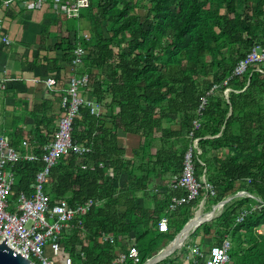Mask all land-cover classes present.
<instances>
[{"label": "trees", "instance_id": "16d2710c", "mask_svg": "<svg viewBox=\"0 0 264 264\" xmlns=\"http://www.w3.org/2000/svg\"><path fill=\"white\" fill-rule=\"evenodd\" d=\"M81 18L89 22L87 34L63 40L67 46L59 49L70 64L77 48L85 50L75 66L77 76L90 78L82 93L104 103L105 112L97 117L80 108L73 140L91 152L61 157L47 179L52 204L62 199L74 207L88 200L97 203L87 215L85 231L75 230L64 240V253L74 264H108L134 243L145 264L173 242L180 233L176 225H183L193 207L169 215L175 230L161 233L158 223L168 214L174 193L150 195L164 176L182 173L187 150L200 138L196 178L205 176L217 191L216 197L202 192L201 200L207 198L209 210L231 200L190 238L195 241L202 234L217 247L229 236L234 264H264V74L250 71L231 78L229 99L223 94L226 87L210 96L201 128L190 136L202 98L233 75L252 47H264V0H99ZM68 20L69 29L76 30L79 20ZM49 106L44 101L36 112L47 117ZM55 119L42 120L46 130L36 127L30 147L39 158L51 132L58 130ZM121 131L141 139L132 158L120 144ZM22 142L23 131L18 130L11 145L18 148ZM44 167L41 159L13 166L11 200L22 192L32 195ZM242 189L252 197L238 196ZM244 210L250 213L237 223ZM102 232L115 235L117 243L102 246ZM78 245L85 258L77 254ZM191 245L185 243L183 254Z\"/></svg>", "mask_w": 264, "mask_h": 264}, {"label": "built area", "instance_id": "2783aa9c", "mask_svg": "<svg viewBox=\"0 0 264 264\" xmlns=\"http://www.w3.org/2000/svg\"><path fill=\"white\" fill-rule=\"evenodd\" d=\"M18 1L25 0H5L4 6L9 7L13 2ZM27 3H29V9L32 8L35 11L41 10L48 3V0H28ZM53 3L56 12L63 14L68 19H79L82 11L92 5L91 0H53ZM4 32L5 25L0 19V33ZM85 36L87 37V35ZM2 42L5 46L11 44L7 35L3 36ZM74 54L75 58L72 60V65L78 66L82 63V58L86 52L82 48H77ZM250 71L264 74V47L260 45L252 47L246 57L238 62L230 78L225 80L222 85H214L207 96L202 98V102L196 111L198 119L194 121L193 130L190 133L191 137H194L195 132L201 128L200 118L208 105V98L222 87H226L223 94L226 99H229L230 93L233 92L232 88L228 87L231 78L243 76ZM89 83L88 74L75 75L69 78V87L61 103L64 113L59 120L58 130L53 139L43 147L41 158L36 152L17 150L10 144L6 136L0 135V246L4 243L7 244V247L12 251L30 260V264H74L73 258L64 253V240L71 236L75 230L85 231L87 215L97 205L94 200H88L74 207L66 199L57 200L52 204L51 197L45 189L48 176L61 157L69 156L72 153L85 156L91 152L90 148L74 142L72 135L74 121L79 116L80 108H89L91 114L97 117L104 112L102 103L83 95L82 90L88 89ZM46 84L50 90H55L58 81L56 78H49ZM199 141L200 138H194L193 144L187 150L182 173L165 183L167 190H170L174 195L171 198L168 214L158 223V230L161 233H170L169 215L176 214L181 207L192 206L194 208V206H199L201 210L205 203L204 199H202L204 201L201 200L202 192L207 191L212 197L217 196V191L207 182L205 176L202 177L201 181L196 178L195 155L196 153L201 154L198 148ZM23 145L24 147L29 146L30 140H24ZM40 159L45 163V167L36 176L32 186L33 194L28 195L23 192L15 202H12L14 174L11 168L19 163L36 162ZM105 171L106 175L113 177L111 170L105 168ZM246 183L250 185L252 179H247ZM154 192L158 194L159 188H154ZM180 193L181 195H179ZM244 195L252 197L247 191L240 192L238 196ZM198 201L200 202L198 203ZM249 213L250 211L244 210L237 218V223H242ZM210 216L211 213L208 214L206 220L211 218ZM195 218L196 216L190 223ZM116 240L115 235L106 232H102L98 238L102 246L114 245L117 243ZM184 245L185 242L181 247ZM232 247L230 237L226 236L223 242L214 248L211 255L204 254L196 246L185 257L184 262L185 264H232L230 255ZM77 254L81 255L82 258L86 257L79 245L77 246ZM130 263H142L140 250L134 243L128 248V252L117 255L108 264ZM163 264L176 263L166 261Z\"/></svg>", "mask_w": 264, "mask_h": 264}, {"label": "crops", "instance_id": "0c3cea01", "mask_svg": "<svg viewBox=\"0 0 264 264\" xmlns=\"http://www.w3.org/2000/svg\"><path fill=\"white\" fill-rule=\"evenodd\" d=\"M0 1L2 2L0 19L5 25V32L0 33V135L6 136L11 144L16 137V132L21 130L23 131V141L30 140L31 145L36 127H39L40 130H46V124L44 126L42 120L46 121L47 118L54 117L56 118L54 126L58 128L59 120L63 114L62 99L69 87L68 80L77 75L78 72L77 67L73 66L72 63H67V59L63 57L64 52L59 49V45L63 44V47H66L67 44L62 43L63 40L72 41L76 34H87L89 22L80 17L76 30L69 29L68 18L56 12L53 0H48V3L41 10L35 11L32 8L29 9L28 0L13 2L9 7L4 6L5 0ZM4 35L10 39L11 44L9 46H5L2 42ZM49 78H56L59 85L64 88L58 89L57 87L55 90H50L46 84ZM44 101L50 104L47 117L36 112V108L41 106ZM49 128L52 130L53 126H49ZM54 135L51 132L50 140L53 139ZM119 140L126 149V157L132 158V151L140 147V137L121 131ZM30 145L24 147L22 142V146L13 147L21 152H33V147ZM156 169H159V166ZM170 180L169 176L163 177V184L158 187L161 193H172L165 187V183ZM243 191L245 190L242 189L240 192ZM16 199L12 202H15ZM203 199L205 200L204 207L198 212L191 213L190 217L189 215L183 217L184 223L185 221L186 224L190 222L195 215L196 218L193 222L196 221L197 225L198 222H202L200 220L204 219L203 216H208L211 213L207 198ZM221 209L222 207L217 212ZM197 214L199 215L197 216ZM173 221L171 217L170 223ZM211 221L207 220L206 222ZM180 227V225H176L175 229L179 230ZM198 228L196 227L192 233ZM174 230H171L169 234H172ZM208 239L199 234L196 236V240H193L194 244L188 247V252L183 254L182 249L176 251L170 256V261L176 264H185V257L192 252V249L196 246L201 249V246Z\"/></svg>", "mask_w": 264, "mask_h": 264}, {"label": "water", "instance_id": "95a60500", "mask_svg": "<svg viewBox=\"0 0 264 264\" xmlns=\"http://www.w3.org/2000/svg\"><path fill=\"white\" fill-rule=\"evenodd\" d=\"M227 202H228V200H225V201L218 203L214 207L210 217L211 218L214 217L216 211L221 206H224ZM211 218H209L208 220L210 221ZM206 221L207 220H204L201 223L197 224L196 226L204 224ZM189 224H190V222L184 226V228L181 230V232L178 234V236L174 239L173 242H171L169 244L168 247L161 250L158 254H156L154 257L149 259L145 264H158L159 262L167 259L174 252H176L184 244V242L188 239L190 233L196 227L195 226L189 232H187L188 234L185 236L184 231L186 230V228L188 227ZM0 264H30V260L22 257L21 255H18L16 252L12 251L9 247H7V244L4 243L3 245L0 246Z\"/></svg>", "mask_w": 264, "mask_h": 264}, {"label": "rangeland", "instance_id": "374dc122", "mask_svg": "<svg viewBox=\"0 0 264 264\" xmlns=\"http://www.w3.org/2000/svg\"><path fill=\"white\" fill-rule=\"evenodd\" d=\"M92 2H98L99 0H91ZM236 132L238 133V131H237V129H236ZM155 192L153 191V193L150 195V197L151 198H153L154 196H155V194H154ZM139 197H141V196H139ZM227 200H229V199H227ZM203 201V200H202ZM208 202V201H207ZM143 203H144V200L143 199H141L140 198V204L141 205H143ZM215 206V205H214ZM213 206V207H214ZM213 207H212V210H211V213H212V211H213ZM193 210V213L194 212H198V210L200 209L199 208V206H195L194 208H192ZM216 214H217V211H216V213H215V215H214V217L216 216ZM199 214H197V216H198ZM194 217H195V215H194ZM193 217V218H194ZM200 218H201V216H200ZM203 218L204 219H202V220H200V221H204L206 218H207V216H203ZM213 220V219H212ZM189 223V222H188ZM194 223V222H193ZM198 224H199V222H198ZM186 225V221H185V223H183V225L179 228V230H180V232H181V230L184 228V226ZM193 232V231H192ZM192 232L190 233V236H191V234H192ZM261 233V232H260ZM262 233L264 234V231L262 230ZM187 234V233H186ZM196 236H198L197 234H196ZM191 244H194V242H192V240H194V239H191L190 237L187 239ZM196 240V239H195ZM169 245H166L164 248H166V247H168ZM163 248V249H164ZM214 248H215V245H214V241H211V238H209L208 239V241H206V243H204V245L203 246H201V250L204 252V254H208V255H211V253L213 252V250H214ZM162 249V250H163ZM181 248H179L178 250H180ZM230 255H231V253H230ZM165 262V260L162 262V263H160V264H163ZM232 264H234L233 262H232Z\"/></svg>", "mask_w": 264, "mask_h": 264}, {"label": "bare ground", "instance_id": "6f19581e", "mask_svg": "<svg viewBox=\"0 0 264 264\" xmlns=\"http://www.w3.org/2000/svg\"><path fill=\"white\" fill-rule=\"evenodd\" d=\"M201 219V218H200ZM196 221L193 223V221L188 225V227L186 228V230L184 231V233H185V236L188 234L187 232L191 229V228H193L195 225H196ZM187 233V234H186Z\"/></svg>", "mask_w": 264, "mask_h": 264}]
</instances>
